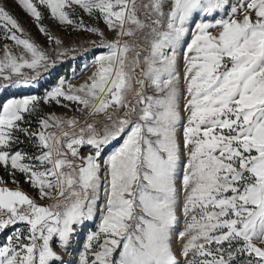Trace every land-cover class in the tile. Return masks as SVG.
<instances>
[{
  "label": "snow or ice",
  "instance_id": "1",
  "mask_svg": "<svg viewBox=\"0 0 264 264\" xmlns=\"http://www.w3.org/2000/svg\"><path fill=\"white\" fill-rule=\"evenodd\" d=\"M17 4L54 47L0 2V90L67 54L42 9L104 51L0 104V264H71L53 244L97 215L78 264H264V0Z\"/></svg>",
  "mask_w": 264,
  "mask_h": 264
},
{
  "label": "rangeland",
  "instance_id": "2",
  "mask_svg": "<svg viewBox=\"0 0 264 264\" xmlns=\"http://www.w3.org/2000/svg\"><path fill=\"white\" fill-rule=\"evenodd\" d=\"M0 2L6 4L7 8L12 12V14L19 20L25 30L36 40L42 47L46 50L53 49V45L47 41V38L39 33L38 27L33 21V19L17 4V0H0ZM44 12V19L42 21L49 30L57 37H59L64 42V47L68 49L65 56L61 57L56 61L55 66L49 64L47 69H41L38 80L32 86L24 87H10L7 91L0 90V104L6 102L7 99L15 97H22L24 95H38L43 96L47 90H50L56 85L61 76L70 80L74 84L80 83L82 80L90 74L91 68L80 75L84 64L89 63L92 58L104 51L103 49L94 46L99 44V38L90 32L74 30L71 27L63 26L57 24L49 15L47 10L42 9ZM86 24L90 26L100 27L106 32V35L111 38V33L107 31L102 21H96L94 18L89 17L85 13H81ZM186 39L190 40V36ZM181 73H183V61H181ZM79 76V79L76 77ZM0 83H4L0 81ZM45 112L55 113L57 115H67L72 116L73 112L69 109L61 107L55 103L43 104L42 105ZM116 144L108 148L107 152H110ZM83 151L87 153L88 148H84ZM107 152L105 155H107ZM21 186L29 194L35 196V191L27 184L23 182L21 177ZM103 201H101L102 203ZM99 223V215L96 216L92 221L85 222L84 225L76 226L77 232L74 235L71 244L68 248L61 249L58 243H54L53 247L58 253H60L65 261L71 262V264H78L79 253L83 250V244L86 241L87 235L96 230ZM18 227H23V225H18ZM13 229H8L3 233H0V242H3L7 235L11 233Z\"/></svg>",
  "mask_w": 264,
  "mask_h": 264
}]
</instances>
